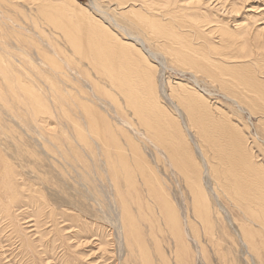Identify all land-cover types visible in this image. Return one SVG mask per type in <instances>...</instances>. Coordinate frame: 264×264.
<instances>
[{
  "label": "bare ground",
  "instance_id": "bare-ground-1",
  "mask_svg": "<svg viewBox=\"0 0 264 264\" xmlns=\"http://www.w3.org/2000/svg\"><path fill=\"white\" fill-rule=\"evenodd\" d=\"M101 1L114 6L113 11L119 9L118 14L127 19L130 24L128 27H133V31L127 32L115 17H110L101 9L99 0L90 2L91 8L98 15L91 12L87 4L82 5L77 0H0V215L13 228L12 231L15 230L21 243V254L23 251L28 255L33 264L41 263L36 249L38 245L48 241L45 236H50V232L60 238L65 246L68 243L58 226L59 213L47 197L49 192L46 194V189H43L48 186L55 194L64 190L62 188L61 191V187L51 182L50 179L53 178L48 176L50 171L51 175H58L61 185L68 187L73 184L72 189L96 212V220L110 223L112 232L109 236L114 238L118 253L122 255V251H126V263H148L145 251L140 248L138 256L133 251L135 246H139L140 239L136 241L133 221L138 219L134 218L136 216L131 207L138 211L145 204L153 215L157 212L163 216L165 226L181 242L179 248L185 249L187 229L188 226L192 227L193 221L174 202L171 189L164 184L155 166L147 160L144 145L156 154V162L163 157L176 170L175 174H178L180 180L187 183L192 194L194 214L200 221L206 199H209V193L201 185L204 174L211 181L212 186H208V189L214 199L218 200L221 195L227 197L234 206L244 205L252 217H260L264 232V209L261 207L258 212L253 205L254 201L249 203L245 198L247 189L260 193L264 191V167L259 162L257 164L252 161L258 155H253L243 130L240 126L235 127V123L232 124L221 112L220 116H213L214 108L206 97L205 89L188 86L186 82H179L174 88L168 81L170 91L166 93L162 85H158L161 80L156 76L158 65L149 59L150 56L158 55L165 63L168 59L171 65L181 71L191 72V77L195 80H192L193 85L199 74L208 79L211 85L219 83L221 90L229 95V99L226 98L229 102L246 104L249 113H260V118L264 120V81L258 75L264 69L258 68V64L249 66V62L239 58L241 56L231 53V48L235 49L236 46L242 51L240 40L243 38L240 36L252 34L254 30L243 22L230 28L227 25L213 28L210 26L213 22H224L209 13L210 10L207 11L210 16L201 12L205 5L210 9L217 8L219 13L224 11L223 14L230 13L239 17L238 13L244 9L243 1L240 5L238 0ZM255 30V37L262 36V33L264 36V27ZM214 33L217 41L213 44L208 37ZM147 41L152 43L156 53L148 52L149 49L145 47ZM252 42L253 39L250 43L253 46ZM246 46L248 45L245 44V48ZM236 57L239 59H233ZM238 63H245L242 66L248 67L245 72L239 70ZM163 95L179 118L180 111H186L185 115L191 121L189 126L182 122L177 129L173 128L177 123L175 116L159 102ZM216 108L220 109L218 106ZM128 110L136 116L143 131L132 122ZM47 118H51L56 125L49 128L45 124ZM56 126H59L58 130L55 129ZM191 129L203 144L194 145L199 161L192 153L190 156L180 148L185 144V137L191 135ZM225 133L229 136L228 140L223 136ZM22 134L34 142L32 147L29 145L33 152H37L33 163L30 159L26 161V155L34 158V154L21 142ZM8 142L12 144L14 151L12 156L9 154L11 159L20 163L25 159L26 165L20 164L18 171L15 170V162L12 163L13 159L6 155ZM44 163L47 165H43ZM23 167L29 169L34 174H30V178L35 177L38 181L36 183L40 182L43 187H35V182L30 183L29 175V181L26 177L22 178ZM47 167L50 170L48 174L45 172ZM138 184L145 187L144 201L137 196ZM206 184L209 185L208 182ZM59 200L55 201L58 203ZM154 200L160 205L159 211L156 210ZM183 202L184 205L185 198ZM24 205L31 209L34 220L27 218L29 220L26 222L32 221L29 226H34V230L44 227V223H49L52 227L51 231H40L38 235L37 230L35 235L38 242L35 244L17 223L20 217L16 211ZM207 207L210 210L209 205ZM81 214L80 211L74 215L64 214L70 221H76L78 234L85 233L88 236L90 231L100 228L92 223L94 221H84ZM205 220L200 225L209 228V222L206 223ZM245 233L244 246L247 247L248 235ZM108 239L102 244L103 253H106V244L110 243ZM194 241L200 242L197 238ZM91 244L93 241L87 243Z\"/></svg>",
  "mask_w": 264,
  "mask_h": 264
},
{
  "label": "rangeland",
  "instance_id": "rangeland-1",
  "mask_svg": "<svg viewBox=\"0 0 264 264\" xmlns=\"http://www.w3.org/2000/svg\"><path fill=\"white\" fill-rule=\"evenodd\" d=\"M77 1L82 5L87 4L86 6L89 7L91 12H93L94 14L97 13L95 10H93L91 8L90 2L92 0H77ZM180 1H186V0H180ZM238 1H239V3H238L239 5L243 1L242 4L244 7V9H242V12L238 13L239 17H236L237 15H233L230 13L229 14H227V13L223 14L224 11H220V13H219V11L217 12V8L210 9V8H208V6H205V5H203V8H201V12H203V14L209 15V16H210L209 13H212V15L214 14V17H216L218 20H221L222 22H224V23H217V24L215 22H213L212 25H210L213 28H214V26L217 27V25H223L224 27L227 25L226 27L230 28V27H232V25L237 26L236 24L238 22H243L244 24L248 23V25L250 26V29L252 27L251 30L252 31L254 30L253 33L252 34L249 33L251 35H249L248 33L241 35L240 38H243V40H240V45H242L241 48H243V50L241 51V49L240 48L238 49L236 46L235 49L231 48V53L233 52L232 53L233 55L241 56L239 58L243 61H246V63L249 62V66H256V64H258V68L264 69V38H263L264 36H263V33H262L263 37L262 36L255 37V35H254L256 28L264 27V0H238ZM244 2H245V4H244ZM99 4L101 6V9H104V11L110 17H112V18L115 17V19H117V21H119L120 25H122L123 28H125V30L127 32L130 33L133 31V27H128V26H130V24L128 23L127 19L123 18L122 16H120L118 14L119 9H118V11L117 10L113 11L112 8L114 6L107 5L106 2L104 3L101 0H99ZM204 9H206V10H204ZM209 10H210V12H209ZM225 12H227V11L225 10ZM98 14L99 13H97L96 15H98ZM240 16H242V17H240ZM123 19H124V21H123ZM236 19H238V20H236ZM124 22H127L129 25L128 24L126 25ZM213 28H211V29H213ZM215 35H216V33H214V35L211 37L207 36L209 41H213L212 42L213 44L216 43L215 41H217V38H215ZM250 37H252L251 40H250ZM252 39H253L252 43L254 44L253 46H252V44H250ZM247 41H248V43H247ZM150 44L152 47L150 46ZM245 44L248 45V46H246L247 48H245ZM145 47L147 49H149L148 50L149 53H151V52L156 53V50L154 49V46L152 45L151 42L150 43H148V41L145 42ZM252 47H254V48H252ZM250 48H252V49H250ZM244 53H245V55H244ZM153 56L154 57L150 56L149 59L152 63L158 65V67H157L158 71H156V76L158 78H161V80H159L160 82L158 83V85L161 84L163 89H165L166 93H167V91L168 92L170 91V89H168L169 82L172 85H174V88H175L177 83L181 82L183 84L184 82H186V83H188V86L192 85L194 88H202L203 90L205 89L204 91L207 94L206 97H207L209 103L214 108V109H212V111H214V112L216 111L215 113L213 112V116L214 117H216L217 115L220 116V112H221L222 114H225L226 117H228V119H230L232 124L235 123V127H236V125H237V127L240 126L239 128L243 130V134L248 139L247 143L249 145V148L251 147V151H253V155L254 156L258 155L252 161H256L257 164L260 163V165H262L264 167V156H263L264 155V120H262L260 118V115H259L260 113L259 114L254 113V112L249 113L247 107L245 106L246 104L240 105L236 102H229V100L226 99L229 97V95L225 94V92L223 90H221L222 88H220L219 83L215 82L214 84L216 86L211 85L209 83L210 81L208 79L201 77V75L199 74V76L197 77L196 84L193 85L194 83L192 82V80L193 81H195V80L191 77V74H192L191 72H188L185 70L181 71L180 69L171 65L168 59L166 60V63H165L161 56H158V55H153ZM243 57H245V58H243ZM247 57H249V58H247ZM239 58L236 57L233 59H239ZM246 58H247V60H244ZM154 59L155 60L157 59L156 62ZM234 63L236 64V62H234ZM244 64H241V63L237 64V66H239V70L241 72H245L246 69L248 68V67L243 68L242 66ZM258 75H259V77H261L262 81H264V72L263 73L259 72ZM206 82H207V84H206ZM175 90H177V89H175ZM225 95H226V97H225ZM159 102H161V104L164 105V107L168 110L169 113H172L173 116H175V120L177 123H176L175 127H173L174 129H177L180 126V124H182V122H185L188 126L190 125L191 121L188 120L187 115H185V114H187L186 111L185 110L182 111L180 109L181 111L180 110L179 111L181 112L180 113L181 118H179L178 114L176 113V111L174 110L172 105L165 98V95H163V98H160ZM216 106H218L220 109L217 110L218 108H216ZM128 114H129L132 122H134V124L137 126V128L140 131H143L144 128L142 126L138 125L136 116L134 117L132 115V111L128 110ZM47 119L45 120V121H47L45 124L47 126H50L49 128L54 127L56 125L51 118H47ZM50 119H51V121H49ZM15 125H17V124H15ZM12 126H14V125H12ZM14 128H16V127H14ZM58 128H59V126L55 127L56 130H58ZM16 131L20 132L19 129H16ZM191 131H192L191 135L185 137V144L183 146H185L186 149H184L183 146L180 148L182 151L188 152V155H190V156L192 153V155L197 157L198 159L197 158L196 159L199 161V156H197V153H195V151H194V145L195 144L197 145L198 143L201 145L202 143H200V140L198 139V137L193 133V129H191ZM219 134L220 133H217V135H219ZM223 136H225V138H227L225 140H228L229 136L226 135V133L223 134ZM21 138H22L21 142H24L26 147H28V149L33 152V149L30 148V146L31 145L33 146L34 142H32V140L28 139L24 134L21 135ZM172 139H174V138H172ZM161 141L163 142L164 140H161ZM8 144H9L8 146L6 145V152H7L6 155L8 157H10L11 153L14 151H12L13 150L12 144L10 142H8ZM182 144L183 143H181V145ZM143 147L145 148L144 153L146 152L147 160H150L152 166H155V169L160 174V177L162 176V178L164 180V184L166 186H168L169 189H171L172 198H173L174 202L179 204L180 208H183L184 215L187 216V214H189L188 218L190 217L191 221L195 222L194 223L195 225H193V222H192L191 223L192 227L188 226L187 235L189 237L187 236V238H186V243H185L186 248L182 250L181 248H179L181 246V242L176 239L177 236L175 235L176 238L173 237L174 235H172L170 233L169 229L167 228V226H165V224H164L165 219H163V216H160V214L158 215L157 212L153 215V213H151L150 211H148L146 209L145 204L141 209H137L138 211H136L135 209H133L131 207L134 216H136L134 218L138 219V220L134 219V220H136V222L133 221L134 232L137 234V235L135 234V236H137L136 241L140 239L138 241L139 246H137V247L135 246L133 249V251L135 252V254L137 256L139 253V249L141 248L143 251L146 252L145 256H146V260L148 261L147 264H167V263L168 264H179V263L180 264H264V232L261 228L262 225L260 224V221H261L260 217L258 219L252 217L251 214L249 213L248 209L244 205H241L239 207L236 205L234 206L232 204V202H230L227 199V197H223L220 195L218 200L214 199V197L211 196V194H210V189H208L210 186H212L210 184L211 181H209V179L205 178L204 174H202V177L204 180L202 179L201 185L205 186L207 192L209 193V196H208L209 199H206V201H207V202H205L206 204L204 203L205 205H204L202 215H201L202 220L200 221L199 218H197V216L194 214L193 202L191 200L192 194L188 190V186L186 185L187 183H185L182 179L181 180L184 183L181 182L180 178L177 176L178 174H175L176 170L171 168V166H169L168 162L167 161L165 162L163 157H162L163 159L161 158L159 160V162H156L155 161L156 158H154V157H156V154L151 152V150L147 148V145H144ZM9 148H10V150H9ZM22 151H24V150H22ZM147 151H149V152L147 153ZM35 152L36 151L33 152L34 158H30L28 155L25 156V154L23 155L22 158H24V156H25V158L27 157L26 161L31 160V163H33L36 161L35 156L37 157V152L36 153ZM151 153H152V155H151ZM38 157H41V155H39ZM10 159H11V157H10ZM14 160L15 159H13L12 163L14 164V162H15L14 167H15V170H17V171L20 169V166H19L20 164L26 165L25 159L23 160V163H20V162H17V160H15V161ZM43 165L46 166L47 164L44 163ZM24 169H26V171ZM42 170H44V168H42ZM21 171H23L22 172L23 176H21L22 178H25V177L28 178V175H29V178L31 175L34 176V174H31L29 169H27L26 167H23V170H21ZM48 171H50L48 169V167L45 168L46 174L49 173L48 176L50 178H53V179H50L51 182L57 184L59 188L61 187L60 188L61 191L64 189L62 191V193L59 192V194H58V192L56 191L58 194L57 195V194H55V191L49 189L48 186L43 187L40 184V182L36 183L38 181L35 177L30 178L31 179L30 183L35 182L34 183L35 187L40 186V187H43V189H46L45 190L46 194L49 192L47 194V197L49 198L50 202L53 204V206H55L57 212L59 213L57 215V222H59L58 226L60 228V231L62 232L63 238L66 240V243L67 242L68 243L65 246L63 241L60 238H58V237L56 238L50 232V236L49 235L45 236L46 240H48V241H44L40 246L37 243L38 247L36 250L38 251V255H40V257H41L40 258L41 263H38V264H46V263L48 264V261H49V264H129V263L125 262V258H124V257H126V255H125L126 251L123 250L122 255H121V253H118V249L116 248V245L113 242L114 238L109 236L110 232H112V226L110 225V223H107L105 221L103 222L102 220H99V219L96 220L94 218V216L96 215V212L92 211V209L87 206L88 202L86 203V201H84L85 199L84 198L82 199L80 194L77 191H75L74 189H72L73 184L68 185V187H70L71 189L66 187L65 185H61L59 180H58V175H55L56 173L51 175L52 174L51 171L50 172H48ZM176 176H177V178H176ZM54 177H56V178H54ZM29 178L26 180L29 181ZM162 178H160V179H162ZM32 179H33V181H32ZM34 179H35V181H34ZM53 180H55V181H53ZM207 182L209 185L206 184ZM155 187H156V185H155ZM50 190L52 193L50 192ZM122 190H124V188H122ZM137 190H138L137 191L138 198L141 201H144V199L146 198L145 197V191H144L145 187L141 186V184H138ZM247 190H245L246 201L250 203L251 200H253L254 201L253 205L258 212L261 211V207L264 209V191H261V193H260L259 191L256 192V191L251 190V189L248 191ZM167 192H168V190H167ZM248 192H250L251 194H248ZM183 193H184L185 197H183ZM73 194H75L76 196ZM69 195H70V198H69ZM254 195H255V197H254ZM137 196H136V198H137ZM57 197H60L59 198L60 200ZM61 198H64V200H61ZM184 198L186 199V202L183 205ZM55 200H59V202L57 203V201H55ZM62 201L63 202L66 201V202H64V204H63ZM54 203H55V205H54ZM59 203H60V205H59ZM153 203L156 204V206H157L156 210L158 209V211H159L160 205H158L155 200ZM83 204L86 206H84ZM186 205H187V208H186ZM207 205H209L210 210H208ZM79 206H80V208H78ZM83 206H84V208H82ZM133 206H135V204ZM205 206H206L207 210L204 211ZM24 207H20V208L17 207V208H19V210L16 209L18 211V212L16 211V213L18 214L17 216L20 217V220H19V218L17 219V223L19 222L18 226L22 228L23 232L26 234V236H28L27 238L35 244L36 242H38L36 237L38 234H40V231L45 233V232H48V230L51 231L52 227H50L49 223H44L43 224L44 227L41 226L40 228H35V230H34V226L33 227L29 226L32 224L31 223L32 221H30L29 223L26 222L29 219L34 220V217L30 213L31 209L26 207V205H24ZM87 209L89 210V212ZM79 211L82 213L80 216L82 217V219L84 221H86V222L94 221L92 223H95L96 225L100 226V228L98 230L90 231L91 234H89L88 236L85 233L78 234L77 233L78 227L76 225V221H73V220H72L73 222L70 221L69 218L65 217L64 214L67 213V214L74 215ZM242 211H243L244 215H242L243 214V213H241ZM181 212H182V210H181ZM23 216H24V218L22 219ZM194 216H196V217H194ZM62 217H63V219H62ZM27 218H29V219L27 220ZM72 219H74V218H72ZM144 219H146V220H144ZM152 219H154V220H152ZM203 219L204 220L206 219L205 220L206 223L209 222L208 223L210 225L209 228L205 227L206 228L205 229L204 227H202V225H200L201 222H203ZM1 220H2V222H1ZM248 220H250V221H248ZM43 222H45V221H43ZM238 222H240V223H238ZM254 222H256V225ZM136 223L139 227L137 225H135ZM45 226H48V227H46L47 229L45 228ZM102 227H104V228H102ZM138 228H139V230H138ZM258 228H260L259 232L262 235L258 232ZM12 230H13V228L11 229V227L6 223V221L3 218H1V215H0V233H1L0 234V264H33L32 259L28 255H25L23 251L21 254V250H20L21 243L19 242L20 240L18 239L17 234L14 232L15 230L14 231H12ZM37 230H38V233H37V235H35V232ZM69 230H71V231H69ZM4 231H6V232H4ZM103 233H104V235H103ZM243 233H245L246 236L248 235L247 236V239H248L247 247L244 246V242L246 240L243 238ZM258 235H259V237H258ZM93 236H97V237L93 238ZM141 236H142V238H141ZM239 236H241V237H239ZM14 237H15V239H14ZM194 238H197V240L200 242L195 243ZM78 239H79V241H77ZM84 239H87L88 241L84 240ZM107 239L110 243L106 244V246H105L106 253H103L101 251L102 247H103L102 244L104 245V242ZM111 239H113V240H111ZM115 239H116V237H115ZM89 240L93 241L94 245L93 244L87 245V243L91 242ZM240 240H242V241H240ZM49 241H50V243H49ZM175 241H176V243H175ZM212 241H213V243H212ZM17 242H19V243H17ZM144 242H145V245L143 244ZM79 243H81V244L78 245ZM141 243H142V246H140ZM174 245L177 247H174ZM198 245L200 248L198 247ZM78 246H80L81 248ZM194 246H195V248H194ZM251 246H253V249ZM144 247H146V248H144ZM98 248H99V250H98ZM197 248H199V249H197ZM179 249H181V250H179ZM179 251H181V252H179ZM55 253H56V255H55ZM175 253H177L178 255L176 256ZM182 253H184V254H182ZM163 254H165V255H163ZM54 256H56V257H54ZM62 259H63V261H62ZM149 260L151 262H149ZM160 260H161V262H160ZM190 261H192L193 263ZM138 262L137 263L132 262L131 264H141L140 261H138ZM152 262H154V263H152Z\"/></svg>",
  "mask_w": 264,
  "mask_h": 264
}]
</instances>
